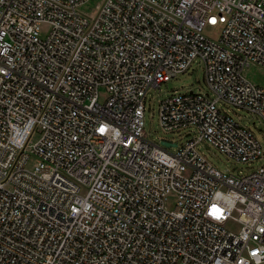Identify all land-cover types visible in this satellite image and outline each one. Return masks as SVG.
I'll return each instance as SVG.
<instances>
[{
  "label": "built area",
  "instance_id": "obj_1",
  "mask_svg": "<svg viewBox=\"0 0 264 264\" xmlns=\"http://www.w3.org/2000/svg\"><path fill=\"white\" fill-rule=\"evenodd\" d=\"M87 1L0 0V264L264 263V147L219 107L264 121L243 74L264 67V0ZM195 60L210 93L159 101L184 140L149 138V91Z\"/></svg>",
  "mask_w": 264,
  "mask_h": 264
},
{
  "label": "rangeland",
  "instance_id": "obj_2",
  "mask_svg": "<svg viewBox=\"0 0 264 264\" xmlns=\"http://www.w3.org/2000/svg\"><path fill=\"white\" fill-rule=\"evenodd\" d=\"M102 0H88L79 7L81 12L89 15L95 14L97 6L101 4ZM220 26L206 27L204 29L205 35L216 38L219 34ZM245 77L262 87H264V67L260 65H250L244 69ZM192 90L194 92L210 93V90L205 82L204 70L201 62L195 60L191 65L181 73H177L168 81L162 82L159 86L152 88L144 100L143 122L144 129L148 133V137L160 141L161 139L180 143L184 140L185 130L178 132L164 131L158 122L159 101L172 94H181ZM106 96L104 88L99 89V100H103ZM219 107L227 112L241 125L249 128L261 146L264 147V121L247 110L237 108L229 103L219 102ZM37 139V134L32 137V141ZM200 152L207 158V160L220 171L232 174H246L256 168L257 164H247L244 162L233 160L220 153L217 149L210 146L208 149L204 146H199ZM175 199L169 197L167 207L173 208ZM225 226L228 229H236V224L227 221ZM264 264V263H262Z\"/></svg>",
  "mask_w": 264,
  "mask_h": 264
},
{
  "label": "water",
  "instance_id": "obj_3",
  "mask_svg": "<svg viewBox=\"0 0 264 264\" xmlns=\"http://www.w3.org/2000/svg\"><path fill=\"white\" fill-rule=\"evenodd\" d=\"M164 144H166V145H167L168 143L164 142Z\"/></svg>",
  "mask_w": 264,
  "mask_h": 264
}]
</instances>
